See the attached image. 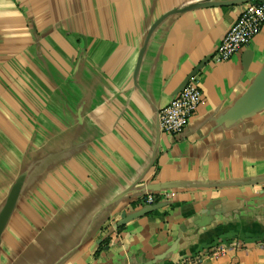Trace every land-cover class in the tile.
I'll list each match as a JSON object with an SVG mask.
<instances>
[{
  "label": "crops",
  "instance_id": "1",
  "mask_svg": "<svg viewBox=\"0 0 264 264\" xmlns=\"http://www.w3.org/2000/svg\"><path fill=\"white\" fill-rule=\"evenodd\" d=\"M251 2L0 0V211L23 177L0 264H264V108L233 112L264 26L213 58ZM195 74L204 102L161 131Z\"/></svg>",
  "mask_w": 264,
  "mask_h": 264
},
{
  "label": "built area",
  "instance_id": "2",
  "mask_svg": "<svg viewBox=\"0 0 264 264\" xmlns=\"http://www.w3.org/2000/svg\"><path fill=\"white\" fill-rule=\"evenodd\" d=\"M264 26V2L248 3L236 21L230 26L217 44L213 58L218 61L231 59L242 48L250 44L261 32ZM204 102L200 85V75L190 77L182 90L177 93L167 105L158 112L160 130L173 135H181L187 128L191 117ZM156 193H148L142 198L143 204L153 205L157 202ZM227 251L225 243L212 247V254H224ZM201 256H196L199 260Z\"/></svg>",
  "mask_w": 264,
  "mask_h": 264
},
{
  "label": "water",
  "instance_id": "3",
  "mask_svg": "<svg viewBox=\"0 0 264 264\" xmlns=\"http://www.w3.org/2000/svg\"><path fill=\"white\" fill-rule=\"evenodd\" d=\"M176 11V10H175ZM171 13V12H169ZM164 18V16H163ZM160 18L157 22L153 24V26L150 29V34L154 31L158 23L163 19ZM143 54V50L140 52L141 59ZM186 84V83H185ZM184 84V85H185ZM181 86L175 94L179 93L182 88ZM264 108V68L258 75V77L255 79V81L251 84V86L248 88L246 93L241 97V99L236 103L233 112L238 117H249L254 115L258 110ZM159 112V111H158ZM158 116V114H157ZM158 126H159V120H158ZM160 129V127H159ZM262 182L264 181V178L252 180L251 182ZM23 184V177L20 176L15 181V183L12 185V188L7 196L6 202L3 206V208L0 211V239L1 235L7 225V222L16 206L18 197L20 195L21 189Z\"/></svg>",
  "mask_w": 264,
  "mask_h": 264
}]
</instances>
